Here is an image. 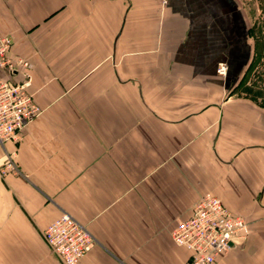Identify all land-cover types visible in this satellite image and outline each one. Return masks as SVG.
<instances>
[{
  "label": "crops",
  "instance_id": "obj_1",
  "mask_svg": "<svg viewBox=\"0 0 264 264\" xmlns=\"http://www.w3.org/2000/svg\"><path fill=\"white\" fill-rule=\"evenodd\" d=\"M244 30L228 0H0L41 110L1 149L0 264H60L42 240L60 214L94 240L78 264H186L170 233L205 193L248 231L214 264H264V107L232 93Z\"/></svg>",
  "mask_w": 264,
  "mask_h": 264
},
{
  "label": "built area",
  "instance_id": "obj_2",
  "mask_svg": "<svg viewBox=\"0 0 264 264\" xmlns=\"http://www.w3.org/2000/svg\"><path fill=\"white\" fill-rule=\"evenodd\" d=\"M11 42L10 37L0 35L1 149L7 143L16 142L25 126L41 114L28 92L31 81L28 63L7 56ZM215 72L218 77H224L226 66L219 63ZM4 158V170H12L10 160ZM247 234L242 218L231 214L216 197L205 193L194 202L185 219L174 223L170 239L173 245L189 253L186 264H214L232 244L243 242ZM42 240L60 264H78L94 245L84 226L66 214H60L45 227Z\"/></svg>",
  "mask_w": 264,
  "mask_h": 264
},
{
  "label": "rangeland",
  "instance_id": "obj_3",
  "mask_svg": "<svg viewBox=\"0 0 264 264\" xmlns=\"http://www.w3.org/2000/svg\"><path fill=\"white\" fill-rule=\"evenodd\" d=\"M228 2L241 14L249 45V54H246L244 63L233 75L232 93L264 107V0H228ZM225 76L219 78L224 79ZM4 156L0 148V171H11L4 170Z\"/></svg>",
  "mask_w": 264,
  "mask_h": 264
}]
</instances>
